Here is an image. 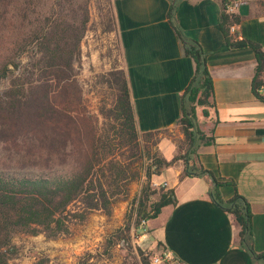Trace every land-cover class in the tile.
I'll use <instances>...</instances> for the list:
<instances>
[{
  "label": "trees",
  "instance_id": "trees-1",
  "mask_svg": "<svg viewBox=\"0 0 264 264\" xmlns=\"http://www.w3.org/2000/svg\"><path fill=\"white\" fill-rule=\"evenodd\" d=\"M73 3L55 0L47 16H37L23 45L14 40L6 54L1 49L7 46L0 45V80L9 78L8 64L17 68L15 57L30 45L35 50L22 73L10 77L7 89L0 92V139L8 140L19 155L16 166L0 167V264H9L16 233L43 234L46 239L55 240L68 235L72 224L84 222L94 211L111 215L113 206L127 200L130 185L139 180V163L145 157L150 162L146 185L138 200L137 225L155 219L163 207L172 204V190H161L158 198L149 202L156 194L150 187L151 177L181 162V177L210 179V198L238 225L240 247L248 251L255 264H264V252H253L248 201L238 194L224 201L219 192L224 183L195 160L199 145L208 142L198 128L197 112L208 115L213 86L206 53L196 40L183 35L176 24V2L170 6L167 18L182 43L184 55L194 63V73L179 97L181 115L176 128L183 136L178 147L181 152L170 161L152 154L150 149L157 143L154 136L165 131L138 134L123 70H112L98 81L111 92L110 103L99 108L102 123L87 112L75 78V65L80 62L89 13L83 7L77 18ZM229 3L223 1L220 31L228 47L242 45L254 53L256 67L251 92L264 104V98L258 95L259 87L264 85V51L248 39L234 40L230 27L238 25L241 19L238 14L227 12ZM35 7L34 0H25L24 4L21 0H0V32H14L12 20L16 13L23 11L26 19L28 12L37 13ZM27 24L31 26L32 22ZM27 142L33 147L32 158L29 155L27 159L31 160L22 162L21 152L31 150ZM137 251L140 264H149L148 257L152 259L160 252L140 248Z\"/></svg>",
  "mask_w": 264,
  "mask_h": 264
},
{
  "label": "crops",
  "instance_id": "crops-1",
  "mask_svg": "<svg viewBox=\"0 0 264 264\" xmlns=\"http://www.w3.org/2000/svg\"><path fill=\"white\" fill-rule=\"evenodd\" d=\"M174 1L176 24L206 53L213 86L208 115L197 112L198 128L208 142L199 145L195 160L224 183L219 188L224 201L235 194L248 201L253 252L263 253L264 104L251 92L254 53L247 47H228L220 31L224 0H115L121 69L136 129L139 135L175 129L181 115L179 97L194 73V63L184 55L167 18ZM228 1L239 4L238 34L264 51V13L254 0ZM161 153L170 161L172 155H165L162 148ZM182 171L178 162L152 176L151 181L167 184L174 199L142 227L149 239L145 249L168 251L170 264H255L240 247L239 227L232 216L210 198V179L181 177Z\"/></svg>",
  "mask_w": 264,
  "mask_h": 264
},
{
  "label": "rangeland",
  "instance_id": "rangeland-1",
  "mask_svg": "<svg viewBox=\"0 0 264 264\" xmlns=\"http://www.w3.org/2000/svg\"><path fill=\"white\" fill-rule=\"evenodd\" d=\"M21 1L22 4L25 3V0ZM34 2L36 4L34 11L37 13L28 12V17L25 19L22 16L23 11H18L15 19L12 20L14 32L7 29L0 32V45L7 46L1 49L2 54L7 53V48H10L9 43L14 40L20 45L24 44L25 37L36 24L37 16H47L52 11L55 0H34ZM73 2L77 18H80L83 7H87L89 13L87 31L81 41L80 62L75 65V78L82 90V99L87 112L98 118V123L101 124L103 119L99 115V108L104 103H110L111 92L98 81L112 70H122L114 12L115 0H73ZM253 3L264 13V0H254ZM27 22H32V25H28ZM12 53H15V50ZM34 53L35 50L30 45L22 55L15 57L13 62L17 64V68L8 64L9 78L21 74L24 65ZM9 78L0 80V92L7 89ZM153 139L157 143L150 146L152 154L156 153L166 160L161 148L165 155H169L172 149L170 154L172 157L169 159L171 160L181 152L178 147L182 143L183 136L178 128L171 132H161ZM163 141H166V144L162 143ZM26 144L31 150L28 153H26L27 149L21 152L22 162L31 160L27 159L29 155L32 158L33 147L28 142ZM18 156L8 140L0 139V167L2 164L16 166L14 162L18 160ZM149 162L145 157L139 163L141 176L138 181L130 185L129 191H133L132 195L129 194L125 202H117L112 208L111 215L94 211L84 222L72 224L68 235L55 240L46 239L43 234L36 236L14 234L12 237L14 254L10 256L9 264H140L137 249L148 251L144 244H148L149 239L142 230L146 223L137 225L138 200L142 188L146 185L145 175ZM151 183L150 187L156 194L151 196L149 202L155 201L161 190H168V187L163 188L160 185L153 187ZM148 260L151 264L150 256Z\"/></svg>",
  "mask_w": 264,
  "mask_h": 264
},
{
  "label": "built area",
  "instance_id": "built-area-1",
  "mask_svg": "<svg viewBox=\"0 0 264 264\" xmlns=\"http://www.w3.org/2000/svg\"><path fill=\"white\" fill-rule=\"evenodd\" d=\"M239 4L237 2H232L229 3L227 5V12L229 13H235L237 8H238ZM230 33L234 36V40L235 41H241L242 37L238 34L237 32V26L233 25L230 27ZM258 95L262 98H264V85H261L258 89ZM151 185L153 187H158L160 185V187H167V184L165 182L163 183H156V182H152ZM142 224H145L146 222L143 220L141 221ZM172 261V256L171 254L166 251V250H161L159 253L155 254L152 259H151V264H170Z\"/></svg>",
  "mask_w": 264,
  "mask_h": 264
},
{
  "label": "water",
  "instance_id": "water-1",
  "mask_svg": "<svg viewBox=\"0 0 264 264\" xmlns=\"http://www.w3.org/2000/svg\"><path fill=\"white\" fill-rule=\"evenodd\" d=\"M236 47H238V48H243V46L242 45H238V46H236ZM9 67H11L10 65H9ZM173 198V197H172ZM174 199V198H173Z\"/></svg>",
  "mask_w": 264,
  "mask_h": 264
}]
</instances>
